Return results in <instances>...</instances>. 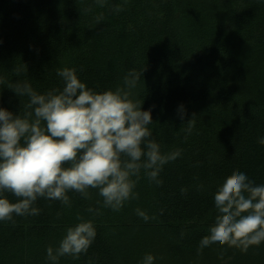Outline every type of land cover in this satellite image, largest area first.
<instances>
[{"label": "trees", "instance_id": "obj_1", "mask_svg": "<svg viewBox=\"0 0 264 264\" xmlns=\"http://www.w3.org/2000/svg\"><path fill=\"white\" fill-rule=\"evenodd\" d=\"M64 68L98 93L130 91L151 109L161 154L180 155L162 167L161 184L141 169L138 198L119 211L90 188L87 198L68 191V205L38 198V215L0 221V264H53L47 249L78 216L95 239L78 259L55 264H141L146 254L153 264H264V242L201 247L228 176L264 185V0H0V108L24 117L33 109L16 85L62 90ZM130 71L140 78L128 89Z\"/></svg>", "mask_w": 264, "mask_h": 264}, {"label": "clouds", "instance_id": "obj_2", "mask_svg": "<svg viewBox=\"0 0 264 264\" xmlns=\"http://www.w3.org/2000/svg\"><path fill=\"white\" fill-rule=\"evenodd\" d=\"M97 2L102 6V0ZM57 74L64 81L62 90L37 94L27 83L16 85V94L30 97L28 107L33 111L24 117L0 108V221H13V214L38 215L40 209L34 207L38 198L68 205V191L87 198L90 188L98 189L104 207L119 211L124 202L138 198L134 189L141 169L161 184L162 167L180 155L179 150L161 154L159 144L150 139L151 109L142 111L143 103L131 99L130 91L118 87L98 93L80 81L75 69L64 68ZM139 78L130 71L124 84L134 88ZM179 111L185 112L183 106ZM259 143L264 145V138ZM5 192L17 202L11 203ZM214 204L215 222L201 247L217 243L247 250L264 242V185L234 171L218 188ZM138 214L149 219L139 210ZM77 219L80 222L66 230L59 247L47 249L53 264L65 255L78 259L94 241L93 223ZM153 260L146 254L141 264Z\"/></svg>", "mask_w": 264, "mask_h": 264}]
</instances>
